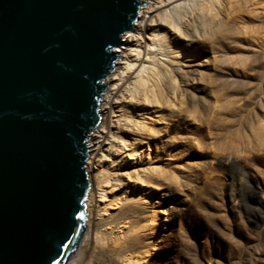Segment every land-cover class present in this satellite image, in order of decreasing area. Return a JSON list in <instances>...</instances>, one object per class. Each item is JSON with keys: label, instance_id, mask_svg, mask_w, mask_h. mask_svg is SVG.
Listing matches in <instances>:
<instances>
[{"label": "water", "instance_id": "obj_1", "mask_svg": "<svg viewBox=\"0 0 264 264\" xmlns=\"http://www.w3.org/2000/svg\"><path fill=\"white\" fill-rule=\"evenodd\" d=\"M144 1L0 0V264L79 245L102 81Z\"/></svg>", "mask_w": 264, "mask_h": 264}, {"label": "rangeland", "instance_id": "obj_2", "mask_svg": "<svg viewBox=\"0 0 264 264\" xmlns=\"http://www.w3.org/2000/svg\"><path fill=\"white\" fill-rule=\"evenodd\" d=\"M221 12L234 33L215 36L213 57L209 43L196 51L215 61L182 99L188 111L136 136L137 149L148 148L144 165L161 175L157 187L125 178L150 217L138 233L149 234L146 264H264V18Z\"/></svg>", "mask_w": 264, "mask_h": 264}, {"label": "bare ground", "instance_id": "obj_3", "mask_svg": "<svg viewBox=\"0 0 264 264\" xmlns=\"http://www.w3.org/2000/svg\"><path fill=\"white\" fill-rule=\"evenodd\" d=\"M144 3L132 24L133 32L125 31L126 38L120 40L123 46L117 50L119 54L112 52L113 66L102 81L99 121L86 142L85 170L90 182L86 230L65 264H146L149 234L138 233L149 227L150 217H141L147 208L131 202L134 188L125 183V178L143 176L156 181L157 187L161 175L157 166L144 165L142 157L148 158V148L137 149L136 136L149 132L154 123H168L172 116L188 111L187 105L181 106L182 99L186 104L191 101L194 93L190 86L202 80L204 69L213 68L215 61L196 51L209 43L210 49H206L212 50L208 52L213 57L215 36L234 33L221 15L224 6H237L258 19L264 18V0ZM253 43L259 50L260 46ZM129 137L135 140L130 142ZM137 196L141 197L140 193ZM156 239L154 236L152 246Z\"/></svg>", "mask_w": 264, "mask_h": 264}]
</instances>
